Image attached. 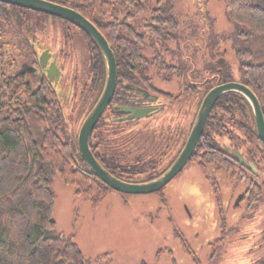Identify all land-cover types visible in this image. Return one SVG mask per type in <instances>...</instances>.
Returning <instances> with one entry per match:
<instances>
[{"label": "trees", "instance_id": "1", "mask_svg": "<svg viewBox=\"0 0 264 264\" xmlns=\"http://www.w3.org/2000/svg\"><path fill=\"white\" fill-rule=\"evenodd\" d=\"M50 1L80 12L96 25L108 40L118 67V85L114 100L121 96L125 82L136 84L138 80L143 79L144 84H148L150 81L147 78L148 66L156 68L160 76L167 81H171L174 74L180 75L182 65L168 62L167 54L163 53V50L167 49L168 41L178 40L172 33L178 31L179 24L175 0ZM226 4L229 18L236 28L234 36L239 46L235 45V51L239 60L240 82L255 93L264 114V0H226ZM126 11L129 19L137 20L142 16L143 20H148L151 24L148 26L153 28L152 32L157 34L160 40L162 53L153 48V59L146 56L144 53L147 47L146 38H143L144 41L139 38L140 36L135 34V27L133 30H125ZM12 15L17 16L21 30H25L26 43L30 32L35 37L32 41H35L39 17H51L74 26L57 17L0 2L1 21L11 22ZM108 17L110 20H107ZM81 32L88 40L90 59L94 60L97 78L100 81L96 89H89V83H86L79 98L82 126L102 94L106 67L99 47L88 34L83 30ZM126 32L131 38H125ZM30 48H33V44ZM218 67L219 69L215 71L217 82L206 89L199 106L212 88L234 81L226 69V63H219ZM1 82L3 86L0 87V264H89L73 237H67L58 231L54 219L57 196L53 183L59 178L66 186L74 188L77 196H88L94 209L101 206L113 189L91 172L82 159L78 147L81 127L75 140L66 136L68 122L65 110L68 106L61 102L49 82L41 88H34L28 86L24 79L15 73L5 76L3 80L0 78ZM189 84H186L187 87ZM193 92H196L194 86L188 89V93ZM241 116H245V124ZM228 123L238 128L248 141L255 143L253 148L246 147L245 152L250 154L251 160L260 172V162L264 161L262 155L264 144L259 137L250 102L242 94L235 92L223 95L216 103L190 161L198 163L202 169L216 166L229 171L232 175L239 174L240 180L245 178L249 182L244 174L248 173V170L240 166L239 173L232 164L234 157L228 155L225 149L227 146L223 147L219 142V136H228L231 141L236 140L232 133L226 131ZM105 124L119 126L111 121L99 123L90 144L96 138L105 137V132L98 131ZM192 127L193 123L189 134ZM241 144L245 146L242 141ZM235 146L242 152L238 144ZM259 153L261 157L257 156ZM110 161L113 164L112 168L119 173L108 171L130 183L136 182L135 176L147 173L142 181L153 180L163 175L174 162L172 160L160 174L154 176L157 171V162L154 160L146 164L139 162V165L134 166ZM122 169L131 173L121 174ZM251 175L255 180L260 179L253 173ZM255 180L249 182L245 198L249 202V207L257 206L263 195L264 183ZM178 237L184 252L192 257L194 264H201L187 240L182 236ZM170 257L176 264L172 252Z\"/></svg>", "mask_w": 264, "mask_h": 264}, {"label": "rangeland", "instance_id": "2", "mask_svg": "<svg viewBox=\"0 0 264 264\" xmlns=\"http://www.w3.org/2000/svg\"><path fill=\"white\" fill-rule=\"evenodd\" d=\"M174 3L179 24L178 31L172 33L178 40L168 41L163 53L167 54L168 61L172 59L175 65L180 63L182 69L180 75L173 77L171 84L166 83L162 76L155 83L160 89L175 95L190 83L196 87V92L182 94L171 109L172 114L167 116L171 120L165 132L170 130L171 134L174 131L175 135L172 139L173 136L167 134L172 139L169 141V151L165 149L168 145L153 143L161 129L151 123L149 126L152 128L148 131L145 128L139 138L134 135L129 147L116 155L123 156L122 160L117 158L123 164H133L137 160L135 157L140 156L138 159L142 164L154 160L157 169L166 167L184 141L187 142V129L195 122L201 97L207 88L217 82L215 71L219 69V61L224 59L234 81H240L241 78L235 51V45L239 46L234 36L236 28L229 18L226 0H175ZM16 17L12 15L9 23L0 19L2 80L20 67L27 51L28 55L31 52L24 39L25 30H21ZM37 20V35L45 46H51L54 51L62 47L66 39L73 40L75 50L70 56H74L75 66L82 68L90 53L87 49L88 40L83 33L80 36L69 24L51 17H39ZM107 20H110L109 17ZM137 20L139 24L135 29L143 32L147 40L144 53L153 59V48L162 53L160 40L151 31L148 20H143L142 16ZM71 61L66 62V68H72L74 64ZM65 111L68 122L66 136L75 140L82 122L77 96ZM241 117L245 124V116ZM159 122L161 124L162 120L159 119ZM226 127V131L232 133L236 140L219 136L223 147L231 148L238 144L242 152H245L246 147H254L255 143L248 141L238 128L229 123ZM112 128L102 127L107 139H116V135L108 131ZM180 131L183 136H180ZM140 139L144 145L140 146L142 152L138 149ZM241 141L245 146H242ZM257 156L261 157L260 153ZM260 165V173L264 174V161ZM209 167L205 171L198 163H188L161 192L131 194L112 190L97 209L92 207L88 196H77L74 188L56 178L53 183L57 196L54 219L58 231L73 237L89 264H174L171 252L176 264H194L192 257L184 252L178 236L187 240L201 264H263L264 190L257 206L249 207L246 199L237 204L239 195L249 189V182L255 178L245 172L250 180L248 182L245 178L240 180L239 174L232 175L229 171ZM146 175L135 176L134 183H139ZM215 175L217 177H213ZM256 181L263 184L260 179ZM217 196L220 201L217 200L216 205Z\"/></svg>", "mask_w": 264, "mask_h": 264}, {"label": "flooded vegetation", "instance_id": "3", "mask_svg": "<svg viewBox=\"0 0 264 264\" xmlns=\"http://www.w3.org/2000/svg\"><path fill=\"white\" fill-rule=\"evenodd\" d=\"M226 9H227V4H226ZM124 16H125L124 18H125V30L126 31H128L129 29L133 30L134 27L138 28L137 24L139 23H137L136 19L134 18L129 19L127 17L128 16L127 11ZM69 27L72 30L78 31L80 36H83L81 33V29L78 28L77 26L69 25ZM150 28L152 31L153 28L152 27ZM135 32H136L135 34L140 36L139 38H142V39L145 38V35L143 32H140L137 29H135ZM33 36L34 34L32 32L28 33L29 39H28L27 44L30 47L33 44V48L29 47L30 50L32 49L30 54L28 55V51H27V54L24 58L25 60L22 61L20 67L14 72L16 75H20L28 86L35 85L36 87L34 88H41L45 83L49 82L53 86L55 91L57 92L58 97L61 100V102H63L67 106H69L70 103H72L74 97L77 96L78 99L80 98V96L83 94L82 91L84 90V86L86 85V83H89L88 85L89 89L97 88L100 81L97 78L96 67L94 66V60L90 59V56H91L90 53H89V59H87V61H85L82 64L83 65L82 68L81 67L77 68L74 63L76 62L74 60L75 59L74 56L73 57L70 56L75 50V45H74L73 40L68 41V39H66L67 42L62 47H58L57 50L54 51L51 46H45L44 41L41 40L38 35L36 36V39L33 42L32 39L35 38ZM125 38L129 39L131 38V36L127 35V32H126ZM87 49H89V52H90L89 45ZM70 59L72 60L71 62H73L74 65L72 66V68H66L65 64ZM171 60L168 62H172ZM105 67H106V76H105V84H106V80H107L106 62H105ZM148 70H149V75L147 78L150 80L148 84H144L143 79L138 80L136 84L130 83V82L123 83L124 88L122 89L121 96L119 97V99H116V100H114V97H113L111 103L109 104L102 118L98 122L99 124L101 122L106 123L107 121H111L113 124H119V126H116V125L114 126V125H109V124H105L104 126H108V127L110 126L111 128L113 126L116 127L114 129L112 128L113 130H108V131H111L112 133H114L116 135L115 136L116 139L121 138L119 139L120 141H117L116 139H112V138L107 139L106 137H104V138H96L94 139L92 144H90L91 150L94 156L96 157V159L107 170L112 171V173L113 172L119 173V172L115 168H112L113 164H112V161L110 160H113V161H116V163H119L117 158L122 160L123 156L118 157L116 155L119 154L120 150H123L126 147H129L128 145L131 143L130 141L134 139V135H136V137L139 138V136L143 134V131L145 130V128L148 131L149 128H152V126L157 124V127L161 129V132H160V135L153 141V143L157 142L158 145H165V146L168 145L165 148V149H168V151L171 148L170 147L171 145L169 146V141H172V139H174L175 137V135H173L174 131L171 134H170L171 132L170 130L165 132L167 130V127H169L170 120H171L170 118L168 119L167 116L172 114L171 109L174 108L175 104L178 103V101L181 99L182 94L188 93V89L192 87V84H189L190 85L189 87H187L186 85L184 90L181 93L175 95L169 91L160 89L156 85L155 81L158 80V78H160V74L156 68L148 66ZM175 76L176 74L173 75V77ZM165 81L166 83L171 84V81H167V80ZM105 84H104V87H105ZM117 85H118V80H117ZM2 86H3V83L1 82L0 87ZM140 110L142 111L147 110L148 115L142 118H131L137 115L138 111ZM186 111L187 110H185L184 113H186ZM159 119L162 120L161 124H159L160 123ZM146 121L150 123H146ZM151 123H153L152 126H149V124ZM189 129L187 130L189 131ZM98 131L99 132L103 131L102 127H100ZM120 133H122V135L118 138L117 136ZM180 133L182 134L181 131L179 132V134ZM167 134H170L171 136H173V138L170 139L171 137L170 136L168 137ZM183 135L184 134L180 136H183ZM124 138L126 139L122 140ZM91 140H92V137H91ZM181 140H182V137H181ZM184 142H186V140ZM174 144H176V140L174 141ZM185 144L182 145L183 147H181L178 153L174 156V158H172L174 162L181 154L183 148L185 147ZM140 146L142 147L144 146L143 140L141 141V139L138 142V149L139 151L142 152L143 149ZM225 149L227 150L228 155H232L234 157V160L232 159V164L233 166L236 167V169L239 172L241 168L240 166H243L244 169L248 170V173L250 176H252L251 174L253 173L255 176H259L261 181L264 183L263 173H260L259 171L258 173H255L250 166L245 167L244 165L241 164L240 161H238L235 158V156L232 153V151L236 149L235 147H231V148L225 147ZM241 153L243 154L245 160L248 163L253 162L251 160V156L249 153L247 152H241ZM136 158L137 160L133 164L132 163H128V164L121 163V165H126V166H134L135 164L139 165L140 161L138 158H140V156L135 157V159ZM170 162L166 166H168ZM190 162L191 161H189V163ZM212 167H215V170L218 169L216 168V166H212ZM165 168L166 167L162 169H157V171H155L154 176H157L158 174H160ZM128 169H131V168H128ZM208 169H210V167L205 168L204 170L206 171ZM120 171H121L120 172L121 174L131 173L125 169H122ZM160 176L162 175L157 176V178ZM213 177H217V176L215 175ZM216 180H218V178L215 179L214 181ZM143 182H148V181L141 180V182L139 183H143ZM247 191H248V188L244 192H242V194H240V195H243L242 199L246 198ZM217 198L218 196L215 198L216 205H217V200L218 202L220 201Z\"/></svg>", "mask_w": 264, "mask_h": 264}, {"label": "water", "instance_id": "4", "mask_svg": "<svg viewBox=\"0 0 264 264\" xmlns=\"http://www.w3.org/2000/svg\"><path fill=\"white\" fill-rule=\"evenodd\" d=\"M0 2L35 12L44 13L52 17H57L68 21L88 34L99 47L107 65V80L99 101L88 114L80 128L78 135V147L81 157L90 171L93 172L105 184L110 186L113 190L131 194H152L161 191L189 163L199 141L205 132L207 123L216 103L223 95L227 93L235 92L242 94L250 102L254 113L257 131L261 141L264 144V114L259 99L246 84L240 81H230L215 86L206 94L196 116L193 127L190 131L185 147L173 165L162 176L152 181L143 183H130L119 179L110 171H108L96 159L90 147L91 137L96 125L111 103L117 87V62L114 52L111 49L106 37L96 25H94L80 12L50 0H0ZM219 63L224 64V59H221ZM147 115V110H140L138 111L137 115L131 118H142L146 117ZM232 153L242 165L245 167L250 166L255 173H258L255 163H248L240 151L234 149ZM242 198L243 195L238 197L237 204L240 203Z\"/></svg>", "mask_w": 264, "mask_h": 264}]
</instances>
